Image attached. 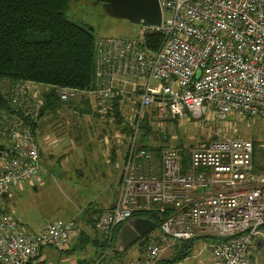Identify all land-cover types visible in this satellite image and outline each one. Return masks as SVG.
Here are the masks:
<instances>
[{
  "label": "built area",
  "instance_id": "1",
  "mask_svg": "<svg viewBox=\"0 0 264 264\" xmlns=\"http://www.w3.org/2000/svg\"><path fill=\"white\" fill-rule=\"evenodd\" d=\"M159 1L161 27L96 43V84L89 95L114 102L122 95L115 82L130 81L135 98L117 197L93 225L112 240L135 212L158 210L168 215L137 264H157L174 245L209 233L218 240L212 264H258L253 256L264 253V168H256L255 143H201L185 163L171 148L157 157L141 146L139 133L155 114L171 121L209 114L221 121L264 119V0ZM155 33L164 36L158 51L146 41ZM43 92L30 82L11 84L6 106L0 105V205L42 171L36 131ZM56 93L64 103L85 94L70 88ZM77 225V218L60 219L36 233L0 207V264H33L44 249L67 248Z\"/></svg>",
  "mask_w": 264,
  "mask_h": 264
},
{
  "label": "rangeland",
  "instance_id": "2",
  "mask_svg": "<svg viewBox=\"0 0 264 264\" xmlns=\"http://www.w3.org/2000/svg\"><path fill=\"white\" fill-rule=\"evenodd\" d=\"M66 16L74 22L90 24L91 27H94V35L99 38H137L144 33L146 28L127 20L113 18L106 11L104 4H96L94 0H70ZM134 98L126 97L121 103V105L123 104L122 112L126 119L132 120L134 109L132 101L134 102ZM104 117L106 118L102 120L103 124L99 123V128H96L98 123L93 119H90L88 123L89 116L86 118L82 117V119L87 121L82 124L81 128L91 130L92 134H97V132L99 134L106 133L110 138L118 135L117 137L122 145L120 152H123L126 145V137L115 131L114 125L116 123L113 118H108L106 114H104ZM150 117L151 119L148 123L146 122L144 126L142 125L139 139L146 138V143L153 149L162 150V148L166 147L181 150L189 156L191 151L201 143H212L227 138H243L252 140L255 143L256 163L264 168V119H239L231 116L227 120L221 121L212 114L202 119L189 117L178 121H171L169 118L159 119L156 114ZM49 120L54 121L55 117L50 114L45 115L42 121L43 126L36 131V140L43 151L42 166L43 168L44 166L49 168L51 171L45 169L46 174H43L42 182H36L37 187L26 193V195L24 194L21 209L25 211V220L28 222L35 221L39 218V215L42 217L44 215L47 219H66L72 209L71 206L75 207L74 213L81 212L91 200H95L98 197L100 200L101 197L106 195L116 196L119 190L118 169H114L113 177L102 189L98 190L89 188L90 184L84 182L79 176L77 172L80 169L79 166H72V168L66 166L60 157L68 154L69 150H73L75 135L69 133L66 127V131H60L61 127L59 125L53 128L47 126ZM144 127L148 128L150 132ZM48 135L50 137H47ZM58 143L60 144L57 146ZM108 150L109 146L103 147L99 144L100 152H107ZM99 170H102V166H99ZM82 174L83 178L88 177L85 171H82ZM91 175L95 176V173ZM69 180L76 182L75 185L78 188H83V190H70L68 186ZM75 202H77V206ZM81 231L88 233L90 242L84 243L77 248L72 257L76 260L86 261V264H137L139 261L137 257L143 255L144 249L150 245L151 240L157 237L160 232L159 228L151 230L144 238L129 248H123L121 243L118 242L113 248L108 250L107 254V250L100 246L102 241L107 240V237L97 232L93 223L88 230L83 229ZM34 232L38 233L37 229ZM215 241L214 238L209 237L193 240V246L189 247V256L184 261L174 260L175 252L172 247L161 256L159 261L167 259L169 260L168 262L165 260L163 262H167V264H202L211 254V247ZM46 250L51 252L49 254L52 260L51 264H61L64 255L60 250L50 248ZM116 251H120L119 256L115 255ZM263 255L264 253L261 254V257ZM260 263L264 264L263 257Z\"/></svg>",
  "mask_w": 264,
  "mask_h": 264
},
{
  "label": "trees",
  "instance_id": "3",
  "mask_svg": "<svg viewBox=\"0 0 264 264\" xmlns=\"http://www.w3.org/2000/svg\"><path fill=\"white\" fill-rule=\"evenodd\" d=\"M69 5L70 0H0V105L6 106L9 85L30 82L45 90V103L39 120L61 109L75 112L81 117L92 112L89 100L83 97L95 89L96 43L99 37L94 35V27L90 24H80L66 16ZM146 41L150 49L158 51L164 43V36L155 33L148 35ZM58 88L75 89L85 94L83 99L64 103L56 93ZM123 99L122 95L117 96L112 107L106 109L105 113L108 118L115 120L120 135L126 136L127 150L132 128L122 112ZM150 119L146 117L143 126ZM33 126L37 127V124L33 123ZM141 146L154 151L157 157H160L163 150L169 149H153L146 143V138L141 139ZM177 151L187 163L192 151L189 156L181 150ZM256 168L261 166L256 163ZM167 215L158 210L137 211L133 217L152 220L155 229L160 228ZM121 230L112 240L107 238L101 242L100 246L107 250V254L108 250L120 242ZM192 242L174 245V260L184 261L189 256ZM119 254L120 251H116L115 255ZM163 260L157 264H167Z\"/></svg>",
  "mask_w": 264,
  "mask_h": 264
},
{
  "label": "crops",
  "instance_id": "4",
  "mask_svg": "<svg viewBox=\"0 0 264 264\" xmlns=\"http://www.w3.org/2000/svg\"><path fill=\"white\" fill-rule=\"evenodd\" d=\"M115 86L116 88L122 91L121 92L122 97L124 98L133 97L132 93H130L129 91L132 87V82L117 81L115 82ZM83 98H86L89 100L90 107L92 108V112H90L87 116L85 115V118L88 116L90 117L88 119V123L90 122V119L95 120V122L98 123L97 124L98 127L96 126L95 127L99 128V123L103 124L102 120L106 118V117L104 118V114H106L105 110L112 107V103L114 102L102 103V101H100L99 95L90 96V95L85 94V97ZM97 111L99 112L98 114H97ZM49 114L53 115L55 117V120L54 121L49 120L47 126L53 128L59 125L61 127L60 131H66L65 130V127H66L69 133H71L72 135H75L74 136L75 146L73 150H69V153L66 155H62L60 159L64 161L65 165L68 166L69 168H72V166H79L80 169H78L77 172L79 176H81L84 182H87L88 184H90L89 188H96L100 190L113 177L114 169H118L120 173V170L125 163L124 161L126 158V146L125 147L123 146L124 151L120 152L122 145H121L120 139H118L117 137L118 135L110 138V136L106 135V133L99 134V132H97V134L96 133L92 134L91 130L81 128L82 124L86 123L87 120L82 119L80 114L77 116V113L70 112L67 109H61V110H58L57 112H53ZM42 121L43 119L40 121L38 125L39 127L43 126ZM114 128H115V131H118L117 133H119V129L116 125H114ZM94 135H97V136H94ZM47 137H50V136L48 135ZM59 144L60 143H58L57 146ZM99 144H101V146L103 147L109 146V150L107 152L102 151L103 153L100 152ZM41 154L43 157L42 149H41ZM99 166H102V170H99ZM45 169L49 170V168H45L44 166V168H42V171L40 172L37 179L20 184L18 187H16L11 192L9 196L3 199L0 205L2 209L9 212L12 215V217L16 219L25 229L29 231H33V232L35 229H37L38 232H41L45 230L47 227H49L53 222L60 220L57 218L47 219L44 215L43 217L39 215V218L36 219L35 221L28 222L25 220L26 218L25 211L21 209L24 196L26 195V193L32 191L34 188L37 187L36 182H42L43 180L42 177L44 176L43 174L46 172ZM82 171L86 172L88 176L87 178L82 177L83 175ZM93 173H95V176L91 175ZM69 181L70 182L68 183V186L70 190L72 191L75 189L83 190V188H78L77 185H75L76 182L71 181V180ZM116 197L117 195L116 196L106 195L104 197H101L100 200H99V197L96 198L95 200H91V201L89 200L90 202L86 204V206L81 210V212H77V213H74L75 207L71 206L72 209L70 213L68 214V216L66 217V219L73 218V217L77 218L78 233H77V236L73 239V241L67 248L60 250V252H62V254L64 255L61 260V264H86L87 263L86 261L76 260L75 258L72 257L75 254V250L77 248H79L84 243L90 242V237L88 233L83 232L81 230L83 229L88 230V228L92 226V223L94 221H98L99 217L102 214L110 210L114 206ZM75 205L77 206V202H75ZM206 237L214 238L216 240L214 244L218 242L216 237H214V235L210 233L208 234V236L199 237V238H206ZM213 245L211 248H213ZM48 251L50 250L44 249L42 253L40 254L39 258L37 259V261H35L33 264H51L52 260L50 259V256H49L51 252H48ZM262 257L264 258V255ZM262 257L261 255H258V254L257 256L256 254H254L253 256L254 261L258 264H261L260 260ZM139 258L140 257H137L138 260ZM212 259H213V253L211 251V254L209 255V257L206 260H204L202 264H212Z\"/></svg>",
  "mask_w": 264,
  "mask_h": 264
},
{
  "label": "water",
  "instance_id": "5",
  "mask_svg": "<svg viewBox=\"0 0 264 264\" xmlns=\"http://www.w3.org/2000/svg\"><path fill=\"white\" fill-rule=\"evenodd\" d=\"M102 3L106 11L116 19L127 20L144 27H161L163 11L159 0H94ZM155 227V223L146 218H134L120 232V243L129 248Z\"/></svg>",
  "mask_w": 264,
  "mask_h": 264
},
{
  "label": "flooded vegetation",
  "instance_id": "6",
  "mask_svg": "<svg viewBox=\"0 0 264 264\" xmlns=\"http://www.w3.org/2000/svg\"><path fill=\"white\" fill-rule=\"evenodd\" d=\"M145 236H146V235H145ZM145 236H143L142 238H144ZM142 238H141V239H142ZM141 239H140V240H141ZM140 240H139V241H140Z\"/></svg>",
  "mask_w": 264,
  "mask_h": 264
}]
</instances>
